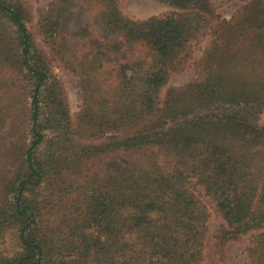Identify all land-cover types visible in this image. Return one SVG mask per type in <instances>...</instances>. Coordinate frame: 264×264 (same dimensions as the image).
<instances>
[{"label":"trees","instance_id":"1","mask_svg":"<svg viewBox=\"0 0 264 264\" xmlns=\"http://www.w3.org/2000/svg\"><path fill=\"white\" fill-rule=\"evenodd\" d=\"M0 0V264H202L209 213L222 248L251 232L264 264V0L228 18L211 0ZM200 76L168 87L190 47ZM57 61L77 78L71 116ZM122 156L127 159H121ZM11 231L17 250L3 251Z\"/></svg>","mask_w":264,"mask_h":264},{"label":"rangeland","instance_id":"2","mask_svg":"<svg viewBox=\"0 0 264 264\" xmlns=\"http://www.w3.org/2000/svg\"><path fill=\"white\" fill-rule=\"evenodd\" d=\"M52 0H26L28 9L31 14V21L28 28L35 34L38 45L43 49L47 56L51 57L49 49L41 42V38L36 35V24L41 10L46 9ZM217 13L223 18L230 17L241 6V0H211ZM120 10L133 20H141L150 16L166 15L170 9L166 6L155 3L151 0H119ZM208 42V37H204L198 43H193L190 47L191 58L188 60L185 69L180 73H173L164 89H162L160 97L164 98L166 89L173 86H181L191 80L198 79L200 71L198 62L203 55ZM51 61V60H50ZM52 71L64 85L66 96L69 104L71 116H75L81 105L77 78L71 73L65 71L57 61H51ZM256 118L264 121V110L256 113ZM5 139V133H0V140ZM122 156L121 159L127 161ZM197 195L201 202L206 206L209 218L207 221V234L205 237V246L203 252L202 264H247L245 249L249 243L251 235L258 231L251 232L245 236H241L238 240L227 243L221 251L216 246L215 235L224 225L221 217L216 213L210 199L204 195L202 188H196ZM2 249L7 254H12L17 250L16 239L12 232L9 231L4 236Z\"/></svg>","mask_w":264,"mask_h":264}]
</instances>
